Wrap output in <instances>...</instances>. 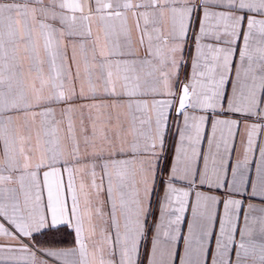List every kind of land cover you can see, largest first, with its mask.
<instances>
[{
  "label": "snow or ice",
  "instance_id": "6c2138e0",
  "mask_svg": "<svg viewBox=\"0 0 264 264\" xmlns=\"http://www.w3.org/2000/svg\"><path fill=\"white\" fill-rule=\"evenodd\" d=\"M0 264H264V0H0Z\"/></svg>",
  "mask_w": 264,
  "mask_h": 264
}]
</instances>
